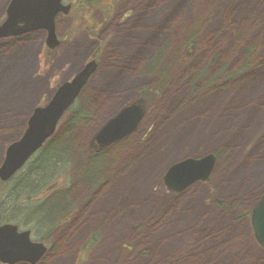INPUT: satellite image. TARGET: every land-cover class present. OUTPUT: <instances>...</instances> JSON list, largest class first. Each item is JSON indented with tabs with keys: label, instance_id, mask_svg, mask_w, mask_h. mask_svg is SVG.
Listing matches in <instances>:
<instances>
[{
	"label": "rangeland",
	"instance_id": "1",
	"mask_svg": "<svg viewBox=\"0 0 264 264\" xmlns=\"http://www.w3.org/2000/svg\"><path fill=\"white\" fill-rule=\"evenodd\" d=\"M66 2L56 49L42 32L0 41V166L34 110L99 54L77 101L90 114L80 112L72 130L74 113L66 116L48 143L67 151L66 175L61 164L38 178V155L0 185L2 210L18 211L0 223L43 239L39 264H264L250 219L264 195V0H99L92 11ZM10 3L0 0V24ZM137 102L145 108L137 131L95 153L96 134ZM210 153L208 181L165 188L172 164ZM27 182L37 186L23 191Z\"/></svg>",
	"mask_w": 264,
	"mask_h": 264
},
{
	"label": "water",
	"instance_id": "2",
	"mask_svg": "<svg viewBox=\"0 0 264 264\" xmlns=\"http://www.w3.org/2000/svg\"><path fill=\"white\" fill-rule=\"evenodd\" d=\"M65 0H12L7 8V18L0 24V39L44 30L47 31V47L56 49L60 42L56 33V18L68 15L70 5ZM99 63L94 59L71 80L58 87L51 101L34 110L21 138L6 151L0 167V180L8 182L55 135L58 125L76 103L83 90L96 74ZM145 116L140 102L125 107L111 118L96 134L97 147L107 148L129 136L139 128ZM217 163L214 153L202 158H187L172 164L163 177L165 188L173 193H183L198 182H206ZM252 226L259 244L264 246V196L252 210ZM48 248L34 242L30 231L20 232L18 226H0V262L2 264H37Z\"/></svg>",
	"mask_w": 264,
	"mask_h": 264
},
{
	"label": "trees",
	"instance_id": "3",
	"mask_svg": "<svg viewBox=\"0 0 264 264\" xmlns=\"http://www.w3.org/2000/svg\"><path fill=\"white\" fill-rule=\"evenodd\" d=\"M104 3V2H103ZM102 5V3L101 4H99V0H91L90 2H86V1H82V0H80V2H79V4H78V6H79V8L81 9V10H85V9H87V11H92V9H95L96 7H99V6H101ZM102 7V6H101ZM91 8V9H90ZM74 9V8H73ZM254 52V50H253V46H251L249 49H248V59H246L245 60V63H244V68H249V67H251V65H252V63H251V55H252V53ZM160 54V53H159ZM158 54V55H159ZM157 55V56H158ZM95 59L99 62V54H97L96 55V57H95ZM156 60H157V58H156ZM159 60V59H158ZM157 62V61H156ZM224 68L225 67H223L222 69H220L219 71H218V73L217 74H213V75H211V76H208V77H206V81H204V83H206V84H210V83H212V82H214L215 80H216V78L221 74V72L224 70ZM219 78V77H218ZM217 78V79H218ZM197 79H195V81L194 82H192V85L194 86V87H196V85H197ZM77 102L71 107V109L68 111V114L66 115V116H69L71 113H74L73 115H72V117L69 119V122H68V126H69V129L70 130H72L75 126H76V124H74V121H75V119H76V117H77V115H80V112H84V113H88V114H90V111H89V107H86V106H82L81 108L80 107H78L77 106ZM65 116V117H66ZM65 119V118H64ZM63 119V120H64ZM63 120H62V122H63ZM61 122V123H62ZM70 134V133H69ZM69 134H68V136H69ZM70 137V136H69ZM70 140V139H69ZM71 142V141H70ZM59 144V140L58 141H55V143H52V144H48V147H44V149L42 150V151H40V152H38L35 156H34V158L36 157V156H38V158H37V161H38V163H37V165L35 166V167H33L34 168V173H35V175H37V177L38 178H40V176L41 177H45V175H47V174H49L53 169H55V167L58 165H61V164H63V169H61L62 171L60 172L61 174H65L66 175V172H67V170L66 171H64L66 168H68V167H70V164H69V161H68V153H67V151L66 150H64L61 146H59L58 145ZM72 144V143H71ZM95 152V151H94ZM66 157V158H65ZM65 158V159H64ZM31 162V161H30ZM29 162V163H30ZM29 163L27 164V166L29 165ZM26 166V167H27ZM25 167V168H26ZM24 168V169H25ZM22 172V171H21ZM20 172V173H21ZM19 173V174H20ZM18 174V175H19ZM60 175V174H59ZM56 176V175H55ZM68 176H66V178H67ZM2 185H5V184H2ZM243 187H245V185H243ZM51 189V188H50ZM234 191V193H240V191H241V189H239V190H233ZM248 197V196H247ZM49 234V233H48ZM46 236V235H45ZM42 238V237H41ZM94 240H95V237H94ZM40 241L42 242L43 241V239H40Z\"/></svg>",
	"mask_w": 264,
	"mask_h": 264
},
{
	"label": "flooded vegetation",
	"instance_id": "4",
	"mask_svg": "<svg viewBox=\"0 0 264 264\" xmlns=\"http://www.w3.org/2000/svg\"><path fill=\"white\" fill-rule=\"evenodd\" d=\"M104 1V3L106 2V0H103ZM110 1V0H109ZM11 2H12V0H11ZM65 3H67V2H65ZM10 5V4H9ZM70 6H71V10H70V13H71V11H72V5L70 4ZM9 7V6H8ZM69 13V14H70ZM61 15H64V14H60L59 16H61ZM58 16V17H59ZM58 17L56 18V25H57V19H58ZM6 18H7V10H6ZM6 18H5V20H6ZM5 20L2 22V23H4L5 22ZM1 23V24H2ZM38 32H42L44 35H45V40L47 41V35H48V33H47V31H44V30H38V31H33V32H29V33H25V34H21V35H18V36H12V37H8V38H4V39H0V41H4V40H10V39H20V38H22V37H25V36H29V35H31V34H34V33H38ZM56 33H57V26H56ZM57 36H58V33H57ZM46 41H45V46H47V44H46ZM48 48V47H47ZM49 49V48H48ZM81 97V96H80ZM145 109V108H144ZM110 147V146H109ZM109 147H107V148H109ZM91 148L92 149H94V151H95V153H97V154H102V152L103 151H105V149H107V148H104V149H102L103 151H100V150H98L97 151V149H101V148H99V147H97V145H95V143H94V139H93V141H92V144H91ZM94 153V154H95ZM6 154V153H5ZM18 175H16V176H14L13 178H11V180L9 181V182H7V183H4L5 185L4 186H6V185H10L12 182H13V180L17 177ZM3 183H1L0 182V185H2ZM8 195H9V197H12L13 198V196H14V194H15V189H12L9 193H7ZM264 196V195H263ZM262 196V197H263ZM261 197V198H262ZM261 198H259L257 201H256V203L254 204V206L251 208V210H250V213H251V215H250V219H251V222H252V210H253V208L255 207V205L261 200ZM0 200H1V195H0ZM14 200V199H13ZM3 207V206H2ZM2 207H1V202H0V215H1V213H3L4 214V216L6 217V216H16L17 217V214H18V211H17V209H14L13 208V206H11L10 207V209H8V210H2ZM6 220V219H5ZM3 221V222H1L0 223V226H4V225H9V224H14V223H12L11 221L12 220H9V221ZM251 228H252V232H253V234H252V237H253V239L254 240H256L257 241V239H256V237H255V233H254V229H253V226H251ZM19 231L20 232H22V231H30L31 232V237H32V235H33V231H31V230H23V229H21L20 227H19ZM32 239H33V237H32ZM45 244V243H44ZM47 246V245H46ZM48 247V246H47ZM48 252H49V247H48V251H47V253L46 254H48ZM45 254V255H46ZM45 257V256H44ZM43 257V258H44ZM43 259H41L37 264H39L41 261H42ZM18 264H27V263H18Z\"/></svg>",
	"mask_w": 264,
	"mask_h": 264
},
{
	"label": "bare ground",
	"instance_id": "5",
	"mask_svg": "<svg viewBox=\"0 0 264 264\" xmlns=\"http://www.w3.org/2000/svg\"><path fill=\"white\" fill-rule=\"evenodd\" d=\"M176 55V54H175ZM177 56V55H176ZM175 58V57H174ZM95 59V58H94ZM94 59H92V60H94ZM91 60V61H92ZM105 104V102H100V103H98V106L96 107L95 106V104L93 105L94 107H95V109H99V108H101V107H103V105ZM233 137V136H232ZM232 137H230V138H228V137H223V138H221L222 139V142H226V141H230V140H232L231 138ZM233 141V140H232ZM113 156H111V158H112ZM27 187H21V188H23V189H25V190H23V191H27V190H31V189H33V188H35L36 186H37V184H36V182H27ZM138 215H142V214H138ZM108 244V243H107ZM157 244V243H156ZM249 251V249H247V248H245V247H243V252H248ZM258 251H256V253H257ZM257 254H259V253H257Z\"/></svg>",
	"mask_w": 264,
	"mask_h": 264
}]
</instances>
